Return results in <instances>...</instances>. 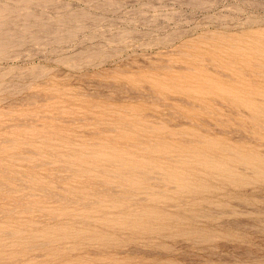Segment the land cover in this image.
Returning a JSON list of instances; mask_svg holds the SVG:
<instances>
[{"label":"rangeland","instance_id":"374dc122","mask_svg":"<svg viewBox=\"0 0 264 264\" xmlns=\"http://www.w3.org/2000/svg\"><path fill=\"white\" fill-rule=\"evenodd\" d=\"M0 264H264V0H0Z\"/></svg>","mask_w":264,"mask_h":264},{"label":"bare ground","instance_id":"6f19581e","mask_svg":"<svg viewBox=\"0 0 264 264\" xmlns=\"http://www.w3.org/2000/svg\"><path fill=\"white\" fill-rule=\"evenodd\" d=\"M257 108V107H256ZM78 172V171H77Z\"/></svg>","mask_w":264,"mask_h":264}]
</instances>
